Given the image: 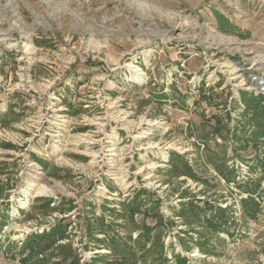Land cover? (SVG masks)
Returning a JSON list of instances; mask_svg holds the SVG:
<instances>
[{"label":"rangeland","instance_id":"374dc122","mask_svg":"<svg viewBox=\"0 0 264 264\" xmlns=\"http://www.w3.org/2000/svg\"><path fill=\"white\" fill-rule=\"evenodd\" d=\"M257 80L264 0H0V264H264Z\"/></svg>","mask_w":264,"mask_h":264},{"label":"trees","instance_id":"16d2710c","mask_svg":"<svg viewBox=\"0 0 264 264\" xmlns=\"http://www.w3.org/2000/svg\"><path fill=\"white\" fill-rule=\"evenodd\" d=\"M241 97H242V100L243 102L246 104L247 108L248 109H251L253 111V116L255 117V119L257 121H259V117H261L262 119V124H260L258 122V128L256 130V132L253 133V136L257 139L259 138H264V108L261 106V103L262 101L264 100L263 96H259V97H253L252 95H250L249 93L247 92H242L241 93ZM254 119V121H255ZM218 132V130H217ZM235 138L239 139V137L236 135V133L233 134ZM246 142L244 143L245 145L248 144V141L247 139L245 140ZM173 156H177V155H173ZM181 160V157L180 156H177L176 157H173L171 159V162L174 166H176L177 164V161H180ZM184 167L188 169L189 173L188 175L191 176V177H195L193 172L191 171L189 165L187 162H184ZM215 168H217L219 171L220 170V167L216 166ZM262 173L264 175V165H263V169H262ZM135 205H133V212H132V215H134L136 213V211H138L139 207L141 206V204L139 203H134ZM256 206H258V204H256ZM258 207H256V209H254V214H255V211H257ZM182 210L184 211L185 209L182 207Z\"/></svg>","mask_w":264,"mask_h":264},{"label":"bare ground","instance_id":"6f19581e","mask_svg":"<svg viewBox=\"0 0 264 264\" xmlns=\"http://www.w3.org/2000/svg\"><path fill=\"white\" fill-rule=\"evenodd\" d=\"M256 82H257V83H256V84H257V86H259V87H258V89H259V90H262V89H264V85H262V83H263V81H262V80H257Z\"/></svg>","mask_w":264,"mask_h":264}]
</instances>
